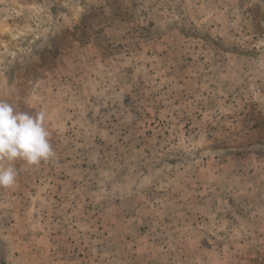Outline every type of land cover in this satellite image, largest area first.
Instances as JSON below:
<instances>
[{"label":"rangeland","instance_id":"rangeland-1","mask_svg":"<svg viewBox=\"0 0 264 264\" xmlns=\"http://www.w3.org/2000/svg\"><path fill=\"white\" fill-rule=\"evenodd\" d=\"M0 100V264H264V0H0Z\"/></svg>","mask_w":264,"mask_h":264},{"label":"clouds","instance_id":"clouds-1","mask_svg":"<svg viewBox=\"0 0 264 264\" xmlns=\"http://www.w3.org/2000/svg\"><path fill=\"white\" fill-rule=\"evenodd\" d=\"M45 121L44 111H17L8 101L0 100V161L8 162V166H0V187L11 188L16 183L12 162L38 165L55 155Z\"/></svg>","mask_w":264,"mask_h":264}]
</instances>
